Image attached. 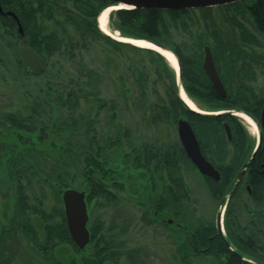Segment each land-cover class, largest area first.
<instances>
[{
	"label": "trees",
	"instance_id": "1",
	"mask_svg": "<svg viewBox=\"0 0 264 264\" xmlns=\"http://www.w3.org/2000/svg\"><path fill=\"white\" fill-rule=\"evenodd\" d=\"M73 3L81 13L61 4L60 0H0L3 10L0 11V42L16 51L17 55L12 54V61L19 70L22 69L24 75L32 74L24 71L23 58L17 45V21L7 14L8 11L18 16L25 31V42L45 60L44 69L34 75L46 71L49 57L62 49L71 53L81 43L79 41H102L110 45L112 51L120 53L125 50L146 51L156 65L158 77L168 82L167 99L156 101L150 106L151 123L172 124L184 117L193 123L205 144L215 143L224 149L226 140L221 134L222 124L227 121L236 132L239 131L242 123L236 116L193 113L179 97L175 73L160 53L104 34L98 26L97 16L100 10L112 5V2L74 0ZM219 7L225 9L227 18L239 29L244 44H258L256 37L237 20V14L248 12L255 31L264 34V0H244ZM210 10L211 7L173 11L119 9L111 14L110 20L113 30L119 31L124 37L147 40L171 50L180 63L186 93L189 96L195 95L203 108L208 111L241 110L260 120L256 108L261 107L264 97L255 90L252 82L257 78L255 65L261 67L264 73V56L249 58L238 43L225 39L213 23L204 22L208 37L210 34L213 37L210 47L227 90V97L220 98L202 67L203 48L209 45L208 38L199 35L197 42L192 45L173 41L172 29L188 32L192 26L203 24ZM197 11L202 16L195 19ZM59 16L64 18V23ZM40 18L56 23L62 33L66 32L64 24L67 22L73 26L79 40H66L58 30H46ZM81 73L64 84L49 86L44 96L29 95L30 102L24 109L5 112L0 117V264H19L16 260L17 249H12L11 242L17 246L26 242L32 251H36L49 264H121L124 257L127 264H144L139 259V249L121 252L122 244L110 233L113 225L106 227L100 218L91 224L89 221L90 242L85 249H79L66 223L62 202L65 189L75 188L86 192L89 214L93 202L98 200L107 204L118 203L120 198L115 190L135 194L137 203L147 210L157 212L154 216L158 219L172 211L175 216L185 214L182 213V206L189 199L190 191L185 183L184 171L194 168V165L182 144H144L140 148H133L130 153H124L118 147L120 154L113 158L111 144L108 146L97 139L93 133L96 131L93 119L80 111L82 95L87 92ZM93 74L90 71L85 75L91 77ZM132 76L135 85L123 87L119 93L124 102L134 93L140 96L146 94L145 75L132 72ZM87 84L91 82L87 81ZM90 94L101 101L94 89ZM111 109L114 113L119 110L116 97H111ZM81 120L85 123L86 134L92 136L84 147L78 149L73 140L77 139L74 138L78 132L76 125ZM260 153V158L264 160V137ZM253 175L252 172L250 177ZM157 178L163 182V190L154 197ZM1 179H5L4 182ZM209 180L205 183L213 199L223 201L225 198L218 196L222 190L220 184ZM35 186L40 191H36ZM252 186L263 187L264 182ZM47 190L60 202L59 206L46 209ZM254 202L264 211L263 194L255 198ZM234 209L231 204L227 209V237L217 230L215 222H181L184 234L182 257L208 256L214 258L217 264H264V254L261 253L264 247L259 245L260 240L254 231L249 230V237H245L246 243L239 239L237 234L242 232V226ZM263 211L259 212L261 220L264 218ZM243 229L246 232L248 227ZM61 246L71 247L76 255L81 256L77 258L74 253L75 256L67 260L59 252Z\"/></svg>",
	"mask_w": 264,
	"mask_h": 264
},
{
	"label": "rangeland",
	"instance_id": "2",
	"mask_svg": "<svg viewBox=\"0 0 264 264\" xmlns=\"http://www.w3.org/2000/svg\"><path fill=\"white\" fill-rule=\"evenodd\" d=\"M60 1L61 4L81 13L74 7V0ZM115 11L113 10L109 14L111 32L115 30H113L110 16ZM195 13V19L202 16V13H198V11ZM208 15V19L203 21V24L192 26L188 32L172 29L173 41L192 45L197 42L199 35H205L208 38L209 46H211L213 37L209 32L210 37H208L204 27V22H208L213 23L225 39L228 38L238 43L239 48H242L249 58L264 56V34H258L255 31L252 17L248 12L241 15L237 14V20L256 37L258 44L248 45L241 41L240 31L227 18L225 9L219 6L211 7ZM58 18L64 23L63 17L59 16ZM40 22L44 24L48 31L58 30L66 40L71 39L73 42L79 40L75 29L67 22V24H64L66 32L63 31V33L59 26L52 21L40 18ZM118 36H120L119 33ZM79 42L81 43L71 53H67L66 49H62L61 52L49 57L46 63V71L43 74L31 76L24 75L22 69L19 70L12 61V54L17 55L16 51H12L10 47H6L0 42V117L5 112L24 109L30 102L29 95L33 97L44 96L49 86L55 87L57 84H64L76 77L79 72H82V83H85V89L89 93L87 95V92H84L82 95L80 111L93 119L96 131L92 132L97 139L108 146L111 144L110 149L113 158L120 154L119 150L117 151L118 147L124 153H130L133 148H140L144 144L161 146L165 143L179 142L177 123L164 125H153L151 123L150 106L156 101L167 99L166 84L168 85V82L158 77L155 72L156 65L148 53L146 51L135 52L131 50H125L122 53L114 52L111 50L110 45L91 39L86 42ZM170 67L172 68L171 65ZM172 70L175 73L173 68ZM254 70L257 78L252 82V85H254L260 96L264 97V73L261 72V67L257 65L254 66ZM90 71L94 72L91 77L85 75ZM132 72H137V74L142 72L145 75L146 94L140 96L139 93H134L124 102L119 93L121 88L135 85ZM87 81H90L91 84H87ZM93 89L101 101H97L95 96L90 94ZM111 97H116L118 100L119 110H116L115 113L111 109ZM189 98L200 111L203 113L208 112L207 109L199 106L197 101L195 102L190 96ZM236 117L245 125L256 146L259 130L254 134L240 117ZM78 125H76L77 135H74V138L77 139H74L73 143L78 149H81L89 142L92 135L86 134L84 121L81 120ZM118 142L120 144H117ZM184 179L190 193L189 199L183 203L182 213L185 214L182 216H175L174 211H172L163 214L161 219L157 221L153 220V218L155 219L153 210H147L145 206L138 204L135 194L130 195L128 192L115 190L120 198L117 201L118 203L107 204L103 200L93 202L89 215L90 224L96 218H100L104 221L106 227L113 225L114 228L110 233L117 242L122 244L121 252L123 253L129 249H139V259L144 264H217L214 258L208 256H191L185 259L182 257L184 252L181 247L184 237L182 225L188 221L194 223L200 220L217 223L218 216L221 214L219 227L221 233L225 235V208L226 205L228 206L229 200L224 199L219 202L213 199L206 183L199 173L194 171V168L184 171ZM4 180L1 179L3 182ZM162 186L163 182L158 181L157 192L154 197L162 193ZM36 188L37 186H35ZM36 191H40V189H36ZM46 193V209H50L54 205H60V202L52 196L50 190H47ZM155 199L152 198L151 200ZM242 202L245 203V206ZM231 206L235 208L234 213L242 228L248 227L247 233L252 229L260 240L259 245L264 247V218L261 220V214H259L263 211V208L246 198L243 200L234 199V201H231ZM249 209L252 211H249ZM0 218H2L1 215ZM181 218L183 220L179 221ZM178 222L180 227L177 225ZM36 225H39L38 220ZM243 233L246 234V232ZM11 247L14 250L19 249V251L16 250V260L19 264H49L36 251H32L26 242H22L19 246L11 242ZM72 249L71 247L61 246L59 252L66 256L67 260H70V256L76 255ZM261 253L264 254V250ZM80 256L76 255L77 258ZM121 264H127L126 257L122 258Z\"/></svg>",
	"mask_w": 264,
	"mask_h": 264
},
{
	"label": "water",
	"instance_id": "3",
	"mask_svg": "<svg viewBox=\"0 0 264 264\" xmlns=\"http://www.w3.org/2000/svg\"><path fill=\"white\" fill-rule=\"evenodd\" d=\"M104 1L112 2L113 4L111 6L121 5L123 7L119 9H122V10L158 9V10H164V11H173V10L202 9V8H209V7H217V6L228 5V4H232V3H236V2H240L244 0H104ZM108 7H106L105 9H107ZM104 10H102L101 13ZM0 11L2 12L1 4H0ZM7 14L13 16L16 19V21L19 24L18 33L21 37H23L24 30H23L22 25L19 22L18 16L12 11H8ZM112 33L115 34V32H112ZM106 35L115 40L121 41L120 39H117L116 37H114L112 34L111 35L106 34ZM121 37L128 38L124 36H121ZM130 39H134V38H130ZM135 40H140V39H135ZM122 42H126V41H122ZM126 43H130V42H126ZM150 43H152L153 45L163 50L172 52L171 50H169L168 48L164 46L155 44L153 42H150ZM18 49L23 58L25 72L34 75V74H37L38 72H41L44 69L45 60L43 56L40 55L33 47L22 44L19 41ZM175 57L177 58L176 55ZM177 61H178V58H177ZM178 64H179V80L181 82V86L183 87L182 72H181V66H180L179 61H178ZM202 67L206 75L209 77L212 83V86L214 90L216 91L217 95L220 98H226L227 90L219 75L217 66L215 64L213 52L209 45L204 46V57H203ZM176 81H177V86H178V95L181 98V88L179 87L178 79H176ZM188 108L190 109V107ZM190 111H192L195 114H199V115H220V114L230 113L232 115L237 116V113H244L254 121L253 117L250 114L245 113L243 111L241 112L239 110H230V111L228 110V111H217V112L209 111L207 113H203L201 111H194L192 109H190ZM255 123L258 128H260V125L264 127V107H263L262 114H261L260 124L257 122ZM227 130L228 131L230 130L228 126H227ZM177 132H178L180 142L187 156L193 162L196 168L203 175L214 178L215 180H219L220 174L218 170L213 166V164L209 162L203 155L199 141L197 139V136L195 134V131L193 130L191 123L185 118H179L177 122ZM261 143H262V138L260 136V140L256 147V151L260 148ZM86 196L87 195L84 190L75 189V188L65 189L62 193V202L64 206V213H65L67 227H68V230H69V233L71 235L73 242L81 250L85 249L86 246L90 242V230L88 227L90 214H89Z\"/></svg>",
	"mask_w": 264,
	"mask_h": 264
},
{
	"label": "flooded vegetation",
	"instance_id": "4",
	"mask_svg": "<svg viewBox=\"0 0 264 264\" xmlns=\"http://www.w3.org/2000/svg\"><path fill=\"white\" fill-rule=\"evenodd\" d=\"M19 22H20V20H19ZM20 24H21V22H20ZM18 28H19V24L17 22V32H18ZM23 30H24V28H23ZM24 35H25V31H24ZM19 41L22 44L28 45L24 40V36L21 37L20 35H18L17 45H18ZM203 53H204V48H203ZM213 56H214V53H213ZM203 57H204V55H203ZM214 60H215V57H214ZM202 63H203V61H202ZM215 64H216V61H215ZM190 97L195 102L197 101L198 105L201 106V102L200 101L198 102V98L195 95L190 96ZM263 107H264V102L262 103L261 107L259 106L258 108H256V111L259 110V115H260L259 118L260 119H261ZM231 110H235V109H231ZM224 111H228V110H224ZM229 111H230V109H229ZM225 114H230V113H225ZM220 115H222V114H220ZM230 115H232V114H230ZM250 115L253 117L255 122L260 124V120L258 119V117L255 118L252 114H250ZM189 122L191 123L193 130L195 131V134H196L197 139L199 141L203 155L218 170V172L220 174V179L215 180L214 178L203 175L196 168V166L193 164V162L190 160L191 163L194 165V171L199 173V175L201 176V178L203 179L204 182L210 181L209 179H211V180L215 181L216 183L220 184V188L222 190L220 191V193H218V196L221 199H223V198L228 199L229 200L228 206H230L231 201H234V199L243 200L244 198H246V199L252 200L254 202L255 198L258 199L261 194L264 195V186L263 187L262 186H258V187L254 186V188L252 186V185H257V184L264 182V160H262L260 158L261 157L260 151L262 148V143H261L260 148L256 151V147H257L258 143L256 146L254 145V142L252 141V139L249 136V132H248L247 128L245 127V125L242 122H241L242 123L241 128H239V131H237V132L228 124L227 121L223 122V124H222L223 130H222L221 134H223V136H225V140H226L224 149H220L217 146V144H215V143H212L211 145L209 143L205 144L204 143L205 141L200 137V135L197 133L196 129L194 128L193 123L191 121H189ZM227 126L230 129L229 131L227 130ZM258 130H259V135H258V142H259L260 136H261V138L264 137V127H262L260 125V128H258ZM179 142H180V139H179ZM252 172L254 173V175H253V177H250V174ZM157 181L161 182V180L159 178H157ZM207 188H208V186H207ZM208 190H209V188H208ZM209 193H210V190H209ZM254 203L257 204L256 202H254ZM242 204L245 206V203L242 202ZM228 206L226 207V211H225V227H224L225 229H226V213H227ZM150 211H152V210H150ZM152 212H153V215L154 214L157 215L156 214L157 212L155 213L154 210ZM153 220L157 221L158 220L157 216L155 217V219L153 218ZM217 221L218 222L216 223V228L221 233V229L219 227V225L221 224L220 223L221 214L218 216ZM245 227H243V228H245ZM243 228L241 230L242 232H238L237 235L243 243H246L247 241H246L245 237H249V235H248L249 233H247V231H246V234H244ZM223 236H225V237L228 236L227 230L225 232V235H223ZM247 258H246V260H248Z\"/></svg>",
	"mask_w": 264,
	"mask_h": 264
},
{
	"label": "bare ground",
	"instance_id": "5",
	"mask_svg": "<svg viewBox=\"0 0 264 264\" xmlns=\"http://www.w3.org/2000/svg\"><path fill=\"white\" fill-rule=\"evenodd\" d=\"M123 6H110L107 9H105L98 18V26L99 28L106 34H112L114 37H116L117 39H120L121 41H126V42H130L140 48H147V49H153L155 51H158L161 53V55H163L169 62V64L173 67L176 75H177V79L179 82V87L181 88V98L183 99V101L187 104L188 107H190V109L194 110V111H200L197 106L191 101V99L189 98V96L187 95V93L185 92V90L183 89V87L181 86V82L179 80V64L177 61V58L175 57V55L167 50H163L155 45H153L152 43H150L147 40H135V39H130V38H123L121 36H118V33L113 34L109 28V14L110 12H112L113 10H118L119 8H122ZM202 112V111H201ZM237 116L240 117L243 122L248 125V128H250L252 130V132L254 134L257 133L258 128L257 125L255 124V122L248 117L246 114L244 113H237Z\"/></svg>",
	"mask_w": 264,
	"mask_h": 264
}]
</instances>
